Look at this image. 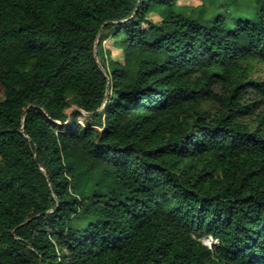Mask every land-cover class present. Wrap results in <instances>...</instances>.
<instances>
[{"label": "trees", "instance_id": "16d2710c", "mask_svg": "<svg viewBox=\"0 0 264 264\" xmlns=\"http://www.w3.org/2000/svg\"><path fill=\"white\" fill-rule=\"evenodd\" d=\"M177 1L0 0V264H264V0Z\"/></svg>", "mask_w": 264, "mask_h": 264}, {"label": "rangeland", "instance_id": "374dc122", "mask_svg": "<svg viewBox=\"0 0 264 264\" xmlns=\"http://www.w3.org/2000/svg\"><path fill=\"white\" fill-rule=\"evenodd\" d=\"M240 2V6H235L232 5L226 7L224 4H230L232 3V0H218L215 5H210L209 6V11L210 14H214L217 12L220 13H227V9L229 10V14H239L240 12L244 14H249L251 13L253 9V2L251 0H238ZM179 5L182 6H199L202 4L201 0H178L177 1ZM165 8H155L153 9L150 14L148 15V19L153 22H158L161 20L163 15L165 14ZM231 16V15H230ZM96 51H98V55L96 56L99 63L102 65V61L107 64L108 56H107V51L110 52L111 57L116 60L121 62L123 59V52L119 44V39L118 38H107L105 39L102 44L98 47H96ZM252 71H251V76L252 78L259 79V80H264V64L261 62H252ZM4 95V88L0 84V99L3 98ZM78 122L80 124L83 123V117H79ZM70 128L73 127L72 124L69 125ZM204 241L206 243H210L212 239L210 237L205 238Z\"/></svg>", "mask_w": 264, "mask_h": 264}, {"label": "water", "instance_id": "95a60500", "mask_svg": "<svg viewBox=\"0 0 264 264\" xmlns=\"http://www.w3.org/2000/svg\"><path fill=\"white\" fill-rule=\"evenodd\" d=\"M96 47H97V43H96V45H95V51H96Z\"/></svg>", "mask_w": 264, "mask_h": 264}]
</instances>
